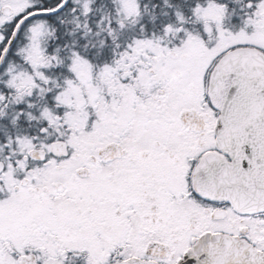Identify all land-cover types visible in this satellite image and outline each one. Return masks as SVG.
Here are the masks:
<instances>
[{
	"label": "snow or ice",
	"instance_id": "1",
	"mask_svg": "<svg viewBox=\"0 0 264 264\" xmlns=\"http://www.w3.org/2000/svg\"><path fill=\"white\" fill-rule=\"evenodd\" d=\"M0 264H264V0H0Z\"/></svg>",
	"mask_w": 264,
	"mask_h": 264
}]
</instances>
